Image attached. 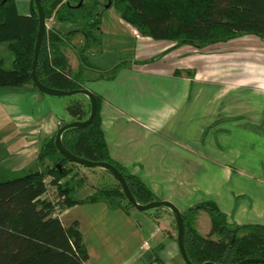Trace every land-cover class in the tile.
<instances>
[{
	"label": "crops",
	"instance_id": "1",
	"mask_svg": "<svg viewBox=\"0 0 264 264\" xmlns=\"http://www.w3.org/2000/svg\"><path fill=\"white\" fill-rule=\"evenodd\" d=\"M16 4L21 15H31V0ZM105 11L104 21L117 38L106 53L91 45L85 56L93 59L83 64L85 22L52 17L51 26L69 35L64 54L85 89L100 98L112 159L182 213L213 202L230 226L264 225V203L248 196L251 180L264 185V40L248 34L205 48L156 41L141 36L114 8ZM119 47L132 52L125 63ZM120 65L114 79L100 78ZM2 90L4 162L16 171L45 170L39 162L42 144L60 129L67 106L58 110L59 101L35 89ZM82 207L87 208L80 213ZM200 214L194 226L207 235L211 219ZM67 216L72 217L65 227L79 224L86 264H186L177 222L167 209L141 212L99 201L66 208L61 221Z\"/></svg>",
	"mask_w": 264,
	"mask_h": 264
},
{
	"label": "trees",
	"instance_id": "2",
	"mask_svg": "<svg viewBox=\"0 0 264 264\" xmlns=\"http://www.w3.org/2000/svg\"><path fill=\"white\" fill-rule=\"evenodd\" d=\"M109 4L141 36L156 41L205 48L248 34L264 40V0H42L47 21L54 17L59 22H85L86 45L79 52L82 64L87 61L85 51L95 43L93 31L99 29ZM38 32L39 14L35 0H31L29 16L19 13L16 0H0V44L9 43L14 56L12 70H6L0 58V89L38 90L32 78ZM68 38L69 35H63L53 26L47 29L37 75L52 89H85L83 77L73 72L64 54ZM120 67L110 73H101L100 78L114 79ZM96 98L99 110L94 121L85 127L66 130L64 146L75 156L116 167L125 176L139 204L159 201L140 178L112 159L101 125V101L98 96ZM66 111L73 122L84 121L90 115L91 106L89 101L79 99L70 103ZM66 124L68 122L61 117L60 128ZM58 131L42 144L39 162L45 170L29 171L20 178L0 182V264L87 263L89 255L79 224L65 227L60 219L53 217V206L48 199H42L48 185L56 188L58 196L65 197L60 203L64 210L76 204L99 201L114 207L134 208L117 181L111 187L98 189L85 200L74 199V188L69 182L60 184L74 169L57 149ZM48 179L50 183H47ZM200 210H206L211 219L207 235L199 233L194 226ZM183 218L185 247L194 264H239L251 258L264 259V225L232 227L213 202L189 209L183 213ZM241 232L245 234L240 235Z\"/></svg>",
	"mask_w": 264,
	"mask_h": 264
},
{
	"label": "water",
	"instance_id": "3",
	"mask_svg": "<svg viewBox=\"0 0 264 264\" xmlns=\"http://www.w3.org/2000/svg\"><path fill=\"white\" fill-rule=\"evenodd\" d=\"M35 4H36L38 14H39V32H38L37 42L35 46V55H34V62H33V67H32V78H33L34 84L36 85V87L38 88L40 92L50 97L59 98V97H66V96L83 95L84 97L88 99L90 106H91L90 115L86 120L74 121V122H71V123H68L62 126L59 129L56 135V139H55L58 151L64 158H66L72 164L83 166L89 169L101 168V169L108 171L115 178V180L121 185L127 201H129L132 204V206L138 211L149 212V211L158 210V209H167L171 211V213L173 214L177 222V226H178V244H179L180 253L182 255V258L184 259L186 264H194L190 260L187 254V251H186V247H185L186 227H185V222L183 218V213L180 211L178 207H176L173 203L168 202V201H154V202H151L145 205L139 204L137 200L135 199L134 195L132 194L125 176L116 167L106 162H94V161H90V160L75 156L72 153H70L64 146L63 134L66 130L70 128L85 127V126L90 125L94 121L98 113V110H99L98 101H97L96 96L88 89H78L74 91H61V90L49 88L40 81L37 75V65L39 61V55H40V51L42 48L43 40H44L46 31H47V19H46V14H45L43 5H42V0H35ZM109 7H110V4L107 6V8ZM204 264H215V263L206 262ZM239 264H264V259L251 258V259L244 260L240 262Z\"/></svg>",
	"mask_w": 264,
	"mask_h": 264
},
{
	"label": "rangeland",
	"instance_id": "4",
	"mask_svg": "<svg viewBox=\"0 0 264 264\" xmlns=\"http://www.w3.org/2000/svg\"><path fill=\"white\" fill-rule=\"evenodd\" d=\"M103 13H106L104 11ZM105 14V15H109ZM107 17V16H106ZM102 22L99 26L98 30L93 31V39H95V47L99 48L100 50H103L106 52L110 51V41L115 38L116 36L111 35V31L109 29L110 23L108 20L105 19L102 15L101 18ZM116 35V34H114ZM125 40V39H123ZM127 42V40H125ZM130 42H127V45ZM124 45V44H123ZM123 47V46H122ZM117 55H122V63L126 62L125 58L127 56L132 55V52L130 50L126 51L123 49L117 50ZM90 57V58H89ZM0 58L3 60L4 63V68L6 70H12L14 68L13 66V60L14 56L12 52L10 51L9 48V43H2L0 44ZM93 59L92 54H88L87 60ZM3 91L0 89V93ZM57 101H59L60 104H58L59 108L58 110H62L63 106L66 105L68 106L70 103L73 101L79 100V99H84L85 97L83 95H75V96H66V97H54ZM64 111V110H63ZM63 118L68 122H72V118L67 114V111L65 110V115ZM2 136V133L0 131V137ZM3 145H0V182L8 181V180H13L16 178H20L28 173V171H16L14 168H9L8 165L4 162L5 158L8 156V147H1ZM73 169L74 173L73 179H68L69 184L72 188H74V191L72 193V196L75 198H82L87 194H90L94 191H97L100 188H105V187H111L115 182V178L106 170L101 169V168H96V169H89L83 166H74L75 164L70 163L69 164ZM78 166V167H77ZM80 169V170H79ZM257 180V179H256ZM256 180H251V184L253 185V190L250 188L248 189V196H251L253 194L256 196L257 199H260L262 203H264V185H261L256 182ZM246 201H250L248 197H246ZM87 207H82L79 211L80 213L84 212ZM150 212V211H149ZM201 214L200 215H207L209 217V213L206 210H200L199 211ZM78 214V213H77ZM69 217L72 216H67L66 218L63 219V224L65 226H69ZM204 217V216H202ZM204 223V222H203ZM203 223H201V227H203ZM232 227H236L235 225H231ZM245 234V232H241L240 235Z\"/></svg>",
	"mask_w": 264,
	"mask_h": 264
},
{
	"label": "built area",
	"instance_id": "5",
	"mask_svg": "<svg viewBox=\"0 0 264 264\" xmlns=\"http://www.w3.org/2000/svg\"><path fill=\"white\" fill-rule=\"evenodd\" d=\"M51 20L52 18L47 21V29H50L51 26ZM47 183H50V179L46 180ZM62 184V182H60ZM56 188L54 186L48 185V188L46 189V192L42 195V199H48V201L52 204L53 206V217L62 219L64 215V210L61 207V202L65 200L64 196H58L57 193L55 192Z\"/></svg>",
	"mask_w": 264,
	"mask_h": 264
}]
</instances>
